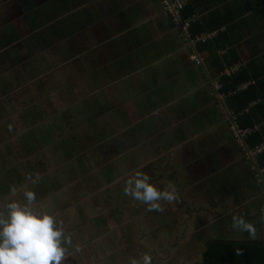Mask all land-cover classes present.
I'll return each instance as SVG.
<instances>
[{"label":"crops","instance_id":"0c3cea01","mask_svg":"<svg viewBox=\"0 0 264 264\" xmlns=\"http://www.w3.org/2000/svg\"><path fill=\"white\" fill-rule=\"evenodd\" d=\"M261 11L258 22L237 20L242 62L264 52V5ZM195 52L198 65L158 0H0V183L9 184L0 207L39 184L45 192L34 203H58L72 183L69 166L85 161L93 181H79V204L98 197L110 206V183L140 169L158 187L175 185L178 199L161 204L189 208L179 213L199 229L217 223L224 235L215 238H263L264 185L216 115L218 78L206 53ZM37 174L33 185L27 177ZM106 174L110 183L101 185ZM234 214L255 235L234 230Z\"/></svg>","mask_w":264,"mask_h":264},{"label":"rangeland","instance_id":"374dc122","mask_svg":"<svg viewBox=\"0 0 264 264\" xmlns=\"http://www.w3.org/2000/svg\"><path fill=\"white\" fill-rule=\"evenodd\" d=\"M260 30L264 31V26ZM212 81L215 80L212 79ZM211 101L218 118L226 121L221 111V106H224L222 100L212 95ZM69 144H72L71 141L66 140L64 147L67 151H72L75 146L70 147ZM90 156L91 154L88 157ZM87 164L85 161L82 165L72 162L69 166L70 176L67 178L72 182L68 186V194L64 195L58 203L54 204L51 199L48 207L41 208L51 211L57 220L62 221L65 231L71 237V244L68 246L69 255L65 257L63 264H128L131 256L144 252L150 254L151 264H196L200 261V252L205 240L224 235L217 228V223H210L199 229L196 221H192L186 213H179L189 208L166 207L164 202L161 204L162 211H148L146 205H141L139 201L123 194L124 180L128 176H122L117 183L111 184L108 181V175H105L101 185L110 183V193L113 197H108L110 206H107L106 200L98 199V197L93 200L91 198L80 200L82 205L79 204L76 198L82 193L79 181H93V175L88 174V170L91 169ZM46 165L48 166L45 168H48L47 174L52 175L55 172L54 166L49 167L48 163ZM42 169L43 167L36 161V167L33 168L35 174L41 173ZM11 173L12 170L3 171L4 175ZM7 186L9 184L0 183V189H6ZM43 187L44 185L39 184L37 188H33L36 201L43 198L45 192ZM57 187H61L59 181L53 184L49 191H55ZM103 193L106 194V192L101 194ZM63 205L68 207L62 208ZM136 205L137 208H135ZM215 218L216 216L213 217L214 220ZM260 236L264 238V232ZM263 238L258 239L263 241ZM74 245H79V252L73 251Z\"/></svg>","mask_w":264,"mask_h":264},{"label":"trees","instance_id":"16d2710c","mask_svg":"<svg viewBox=\"0 0 264 264\" xmlns=\"http://www.w3.org/2000/svg\"><path fill=\"white\" fill-rule=\"evenodd\" d=\"M225 0H188L182 15H196L190 23L192 36L213 33L199 40L195 48L206 53L211 66V76L218 78L219 91L225 94V105L235 114L240 127L258 125L246 138L249 146L264 142V52L252 56L239 54L243 39L237 20L247 24L263 17L264 0H236L234 7H223ZM198 15V16H197ZM237 65V68L225 73ZM246 84L244 87H241ZM257 163L264 166V151L257 155ZM217 262H255L264 264V241L259 239L212 238L204 242L200 261L196 264Z\"/></svg>","mask_w":264,"mask_h":264},{"label":"clouds","instance_id":"9594fccd","mask_svg":"<svg viewBox=\"0 0 264 264\" xmlns=\"http://www.w3.org/2000/svg\"><path fill=\"white\" fill-rule=\"evenodd\" d=\"M27 179L34 185L40 176ZM10 191L15 195L14 187ZM122 191L125 196L146 205L148 211H162L161 201L178 199L174 184L158 187L140 169L124 180ZM34 201L35 193L25 188L22 199H9L0 207V264H63L69 255L71 237L63 222L36 206ZM231 226L237 232L255 235L254 226L242 215H232ZM73 251L79 252V245H74ZM151 260L147 252L137 253L128 259V264H151Z\"/></svg>","mask_w":264,"mask_h":264},{"label":"built area","instance_id":"2783aa9c","mask_svg":"<svg viewBox=\"0 0 264 264\" xmlns=\"http://www.w3.org/2000/svg\"><path fill=\"white\" fill-rule=\"evenodd\" d=\"M187 1L188 0H158L162 12L169 18L183 44L191 49V53L189 54L190 60L198 65L203 61V58L195 52V45L199 40H203L210 36L211 33H200L195 36L190 34V23L196 19V15L192 14L185 17L182 15V9ZM224 72L228 73L226 69ZM245 85L246 84H243L241 87ZM220 86V82L215 80L212 83L213 92H211V94L214 98L216 97L222 100L224 106H221V111H223L232 138L237 144L243 159L253 170L256 180L264 185V166H259L256 160L257 155L264 151V142L253 146L247 144L246 138L254 128L240 127L237 124L235 114L225 105V94L219 91Z\"/></svg>","mask_w":264,"mask_h":264},{"label":"water","instance_id":"95a60500","mask_svg":"<svg viewBox=\"0 0 264 264\" xmlns=\"http://www.w3.org/2000/svg\"><path fill=\"white\" fill-rule=\"evenodd\" d=\"M205 264H263L255 262H217V263H205Z\"/></svg>","mask_w":264,"mask_h":264}]
</instances>
